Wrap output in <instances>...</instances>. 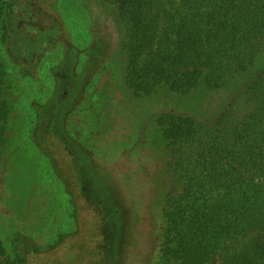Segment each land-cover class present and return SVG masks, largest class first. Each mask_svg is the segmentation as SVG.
<instances>
[{"label": "rangeland", "instance_id": "374dc122", "mask_svg": "<svg viewBox=\"0 0 264 264\" xmlns=\"http://www.w3.org/2000/svg\"><path fill=\"white\" fill-rule=\"evenodd\" d=\"M5 2L14 30L6 42L0 33L10 106L0 163V264H163L170 181L158 119L215 118L243 106L250 74L188 96L166 88L136 96L126 83L127 34L117 5ZM261 69L264 52L255 66ZM80 153L104 191L83 180L88 167L79 171ZM110 205L119 217L109 216Z\"/></svg>", "mask_w": 264, "mask_h": 264}, {"label": "trees", "instance_id": "16d2710c", "mask_svg": "<svg viewBox=\"0 0 264 264\" xmlns=\"http://www.w3.org/2000/svg\"><path fill=\"white\" fill-rule=\"evenodd\" d=\"M106 2L117 5L125 26L126 83L136 96L163 88L188 96L202 85L219 90L251 76L243 106L215 118L163 113L158 119L170 181L163 264H264V69L255 70L264 52V0ZM5 6L0 0L4 42L14 30ZM5 80L0 57V163L10 117ZM79 157V171L88 167L83 180L93 182L95 193L104 191L94 184L101 182L90 158ZM107 213L119 217L120 210L110 205ZM0 255L6 256L1 240Z\"/></svg>", "mask_w": 264, "mask_h": 264}]
</instances>
